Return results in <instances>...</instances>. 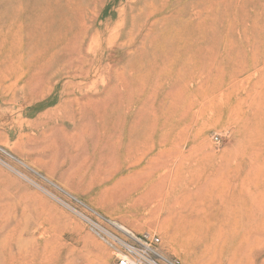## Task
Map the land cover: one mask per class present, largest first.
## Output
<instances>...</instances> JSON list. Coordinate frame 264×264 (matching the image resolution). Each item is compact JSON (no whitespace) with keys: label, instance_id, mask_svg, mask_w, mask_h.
Wrapping results in <instances>:
<instances>
[{"label":"rangeland","instance_id":"rangeland-1","mask_svg":"<svg viewBox=\"0 0 264 264\" xmlns=\"http://www.w3.org/2000/svg\"><path fill=\"white\" fill-rule=\"evenodd\" d=\"M89 221L264 264V0H0V264H116Z\"/></svg>","mask_w":264,"mask_h":264},{"label":"built area","instance_id":"built-area-1","mask_svg":"<svg viewBox=\"0 0 264 264\" xmlns=\"http://www.w3.org/2000/svg\"><path fill=\"white\" fill-rule=\"evenodd\" d=\"M96 230L113 249L116 264H181L177 258L165 257L157 251L155 246L160 243V239L155 235L128 232L119 236L110 231L105 234L102 230Z\"/></svg>","mask_w":264,"mask_h":264},{"label":"bare ground","instance_id":"bare-ground-1","mask_svg":"<svg viewBox=\"0 0 264 264\" xmlns=\"http://www.w3.org/2000/svg\"><path fill=\"white\" fill-rule=\"evenodd\" d=\"M89 223H91L92 226H95L97 229L102 230L105 234L108 233L107 230L103 229V228H102L100 225H98L96 222L89 221ZM110 223H111V225H112L115 229L119 230L120 232H122V233H124V234H125V233H128V232L133 233L130 229H128L126 226H124V225H122V224H120V223L113 222V221H110ZM111 233H114V232L111 231ZM114 234H115V233H114Z\"/></svg>","mask_w":264,"mask_h":264}]
</instances>
